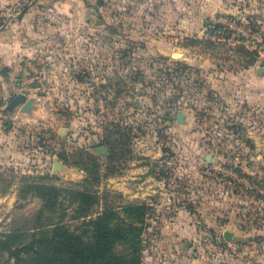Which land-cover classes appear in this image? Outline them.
I'll use <instances>...</instances> for the list:
<instances>
[{
    "label": "rangeland",
    "instance_id": "obj_1",
    "mask_svg": "<svg viewBox=\"0 0 264 264\" xmlns=\"http://www.w3.org/2000/svg\"><path fill=\"white\" fill-rule=\"evenodd\" d=\"M0 1L5 23L55 0ZM86 2L81 16L51 24L55 9L45 15L44 40L61 64L42 87L40 143L1 148L0 230L34 227L43 201L26 191L42 176L98 196L84 217L61 194L62 219L85 235L107 205L150 204L143 264H220L222 251L264 264V0ZM230 219L249 236L227 242L215 220Z\"/></svg>",
    "mask_w": 264,
    "mask_h": 264
},
{
    "label": "trees",
    "instance_id": "obj_2",
    "mask_svg": "<svg viewBox=\"0 0 264 264\" xmlns=\"http://www.w3.org/2000/svg\"><path fill=\"white\" fill-rule=\"evenodd\" d=\"M242 49L249 57L257 54L244 46ZM254 60L251 57L249 62ZM42 178L35 177L26 191L43 201L34 217V227L0 230V264H143L141 234L149 225L145 216L150 204L107 205L84 222L91 224L90 233L85 235L70 229L62 219L65 207L61 194L66 191L78 200V210L84 217L91 215L98 196L78 183L62 189L41 182Z\"/></svg>",
    "mask_w": 264,
    "mask_h": 264
},
{
    "label": "crops",
    "instance_id": "obj_3",
    "mask_svg": "<svg viewBox=\"0 0 264 264\" xmlns=\"http://www.w3.org/2000/svg\"><path fill=\"white\" fill-rule=\"evenodd\" d=\"M86 5V0H55L46 10L45 8L42 9V6L39 8L36 5H31L24 11L16 10L15 12H11L9 14L8 21H5V23L0 21L1 101L9 103L11 99L19 93L16 88V83L19 82L20 78L28 72L25 60L32 59L36 64L37 71L44 69L42 70L44 74L43 86H45L46 81L52 80L61 64V59L53 57L54 48L49 46L47 41L44 40L45 22L43 21L45 15L49 14L50 10L55 9L56 12L51 17L54 19L50 21V23L53 24L54 20L57 22V19H61L63 17L61 14H75V16H81L79 12L82 11V14L84 15L86 12V10H84ZM2 6L3 5H0V8ZM191 27L189 26L187 28ZM50 28H52V26H50ZM194 30V27H192V31ZM4 67H6L5 71H3ZM99 80L100 78L98 76L97 82ZM35 85L38 86L40 84L36 82ZM43 86H39V89L36 91H30L29 94H25L28 98L34 99L33 106L30 110L23 111V104H19L13 109L7 110L6 119L4 121H0V152L1 148L5 146H9L11 150L14 151L21 150L24 145H28L29 143L31 145L40 143L41 138H43V136H41L43 131H40L43 128L41 124H44L40 118H45V115L49 113V110L46 109L45 105V94L41 93ZM51 118L52 120L54 119L53 121L56 119L53 116ZM50 119L48 120L50 121V125L48 126H50L53 130L54 123ZM7 122H9V125L12 123L17 124L22 122L23 125H17L18 127L13 125L12 127H9ZM37 122L41 124H38ZM54 130L62 135H64L65 132L67 133L66 128L64 127H55ZM45 157L47 160L49 158L52 161L53 166H55L56 162H59V168L62 166L58 155L52 150L48 153L46 152ZM178 209L186 210L184 206H180ZM172 219L173 217L170 218V220ZM232 223L233 221L231 219L224 222H217L215 220L216 226L226 227L221 231L223 234L225 231H229L232 234V239L230 241L225 239L227 242L235 244V241H238L239 237L249 236V233L240 230L241 228L238 227L239 225L236 223L233 224L235 228H229V225ZM221 254L222 255L218 256V258H222V261L223 259L227 260L221 262L220 264L242 263V261L239 260L240 256L238 255L234 259L233 257L235 255L233 254L232 256L227 251H222ZM204 264L213 263L210 259L209 261H205Z\"/></svg>",
    "mask_w": 264,
    "mask_h": 264
},
{
    "label": "built area",
    "instance_id": "obj_4",
    "mask_svg": "<svg viewBox=\"0 0 264 264\" xmlns=\"http://www.w3.org/2000/svg\"><path fill=\"white\" fill-rule=\"evenodd\" d=\"M25 63L27 65L28 72L20 78L19 82L16 83V88L19 93L29 94L30 91H36L39 89V86H43L44 74L42 70L44 69L37 71L36 64L32 59L25 60ZM36 82L40 85H35ZM7 105L8 103L0 100V121L4 120L7 116Z\"/></svg>",
    "mask_w": 264,
    "mask_h": 264
},
{
    "label": "water",
    "instance_id": "obj_5",
    "mask_svg": "<svg viewBox=\"0 0 264 264\" xmlns=\"http://www.w3.org/2000/svg\"><path fill=\"white\" fill-rule=\"evenodd\" d=\"M176 56H179V54L176 53ZM6 70V67L3 68V71ZM33 98H28L25 94L23 93H18L16 94L11 101L7 105V110L13 109L15 106L19 104H23L22 110L23 111H28L32 108L33 106ZM183 118V113L179 114L178 119L181 121ZM105 147H99V150L104 151ZM59 162H56L55 164V169L59 168ZM224 238L228 241L232 239V234L229 231H225L224 233Z\"/></svg>",
    "mask_w": 264,
    "mask_h": 264
}]
</instances>
